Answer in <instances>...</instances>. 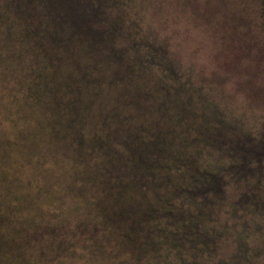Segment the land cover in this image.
I'll use <instances>...</instances> for the list:
<instances>
[{
  "label": "trees",
  "instance_id": "16d2710c",
  "mask_svg": "<svg viewBox=\"0 0 264 264\" xmlns=\"http://www.w3.org/2000/svg\"><path fill=\"white\" fill-rule=\"evenodd\" d=\"M252 1L264 36V0ZM151 7L0 0V124L17 126L0 141V182L12 146L23 147L60 188L88 173L105 211L142 210L139 232L164 255L149 264H264V118L246 126L212 111L195 77L165 64L171 54L144 20ZM12 192H0V264L13 254Z\"/></svg>",
  "mask_w": 264,
  "mask_h": 264
},
{
  "label": "rangeland",
  "instance_id": "374dc122",
  "mask_svg": "<svg viewBox=\"0 0 264 264\" xmlns=\"http://www.w3.org/2000/svg\"><path fill=\"white\" fill-rule=\"evenodd\" d=\"M151 1L157 0H143L144 6L149 9ZM253 5L252 0H227L225 4L218 0H159L148 11L149 17L144 16L149 30L173 56L165 64H182L195 77L193 84L202 86L203 102L212 111L216 106L221 109L218 115L246 126H255L264 118V36L256 25ZM0 81L8 83L1 75ZM17 122L20 127L33 124L32 118ZM16 127L10 121L0 124V141L9 135L15 139ZM12 147L11 158L1 169L6 182H0V192L12 187L15 196L11 199L19 202L4 229L13 252L9 264H149L159 252L150 244L151 233V238L144 237L147 227L142 210L114 207L115 211H105L97 187L99 178L82 173L78 176L84 180L79 181L69 176L73 186L65 183L60 188L51 176L42 175L35 156H23V147ZM0 162L4 163L1 153ZM127 197L134 200L137 195ZM157 233L152 235L157 237Z\"/></svg>",
  "mask_w": 264,
  "mask_h": 264
}]
</instances>
